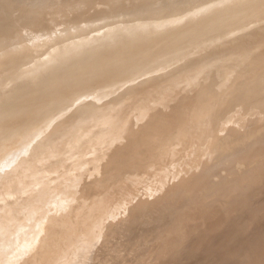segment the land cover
I'll return each instance as SVG.
<instances>
[{"label": "rangeland", "instance_id": "1", "mask_svg": "<svg viewBox=\"0 0 264 264\" xmlns=\"http://www.w3.org/2000/svg\"><path fill=\"white\" fill-rule=\"evenodd\" d=\"M184 1L185 0H121L117 2L115 0L112 1L96 0L91 5L84 7L85 12L83 9L82 15L75 17V18H79V20L84 17H89V19L92 18V21L86 23L85 26L83 27V30L85 29L86 34L82 37V39L84 38L85 41H93L94 38H96L95 40H98V43L96 42L86 43L88 46L93 45V47L90 48V50L95 49L92 51V54L96 53L101 48H105L109 46L110 42L109 39H107L109 37V34L107 32V29L109 27L106 26L110 25L112 21L116 19L119 20V26L127 29L126 36L133 39L137 44V46L134 47V49L130 53L123 54L121 51L116 52L113 55L114 57L108 59L107 61L108 63L107 67L109 70L115 71L114 74H119L126 77L125 81L121 82L123 83V85L118 90L119 93L121 92L119 96L120 98H122L124 104L122 110L125 115L124 116L125 121H123L125 123L122 122L123 127L119 129L111 130L112 132L108 131V134L105 135L104 138L101 137L102 131H100L101 127H99L103 125L102 121H97L98 123L96 124H94L93 122L90 123L89 126L91 124L93 125L90 126L91 129L89 126H86L87 129H85L86 127L83 128L81 127L80 122L82 115L95 112L96 113L95 116H98L100 118L99 120H103L112 115L114 108H111L113 95H110L111 87L106 81L107 75L105 74V71L103 69L105 63L94 62L92 65L87 66L86 55L78 54L77 60L81 63L82 68H77L71 71L70 73L66 74V76L68 75V77L62 82L61 86L59 85V89L64 93V96L67 97V100L71 99V101L65 103L63 108L60 109V111H63L65 114L67 115L69 114V117H67L64 123H62L63 122L62 118L55 120L50 125V127H53L60 123L62 124L54 128L52 132L48 134L49 139H47L49 143L52 145L50 147L48 146L47 149L52 150L53 152L59 150V147L65 146L64 148H61L63 150L57 153V155L54 153H50V151L45 153V157H47L46 155L49 154L50 155L48 157L52 158L54 156L55 159L54 158L51 159L47 157L46 161H49L47 162V164L50 166L52 165L54 169L57 170V167L59 168L58 171L56 170L54 171L55 173L58 174L55 175V173L52 172L53 169L49 168L50 166L42 167L43 165L46 166L45 165L46 162L43 161L45 160V158L42 159L43 161L41 163L42 165L41 164H39L40 166L37 165V167L39 168V169L37 168L38 169L37 171L40 170L39 173L36 171V173L41 175L44 181L46 180L48 182L47 183L45 181L47 183L45 188H49L52 191H56L53 192V196H51L50 198L51 202L49 204H47L44 207H39L36 209L35 216L38 218V221L41 222V225L43 227V230L40 232L39 236L40 238L45 237L46 234H48L50 231L54 229L53 227L55 228L57 227L55 229L56 231L53 230V232L55 231L58 234L56 233L57 234L56 236L54 234L55 232L53 233L55 235L53 236V238L54 237L55 238L53 240L52 245H47L46 248L43 249L42 251L36 249L29 250L26 248L28 244L25 245L21 242L15 244L14 246L10 247L9 249H7V251L3 252L0 255V264H111V261H114L113 258L114 259L116 258L117 260H115L116 262H112V264H117L119 262V258L121 261V257L123 254H125L126 257L127 255L130 257V253H132L130 252L131 246L134 244L136 245L138 244L139 251L136 250V252L139 253L138 256L137 253H135L134 251V253H132L133 255L132 254L131 255L135 257V260L131 256L130 258L131 260L129 258L126 259L128 261L127 262L124 260L125 256L123 255L124 257H122V261L120 262L121 264L123 263L125 264V262H127L128 264H177V263L178 264H244V263L246 264L247 261L244 262L243 260L245 259V257L248 258V255L250 259H252L251 257H253L254 259L256 257L255 255L258 256L254 260L253 259L250 260L248 258L251 262L255 261L256 263L257 261L258 263L261 261L260 264L263 263L264 254H261L262 251L260 250H262L261 248H264V245L263 246L261 245L262 242L264 243V228L262 229V227L264 226L263 225L264 223H262V221L264 220V214L261 217L260 215L258 216L257 214H261V212L264 211V201H263L264 197L260 195L264 193V144H262V142L260 141V137H262L264 141V123L262 122L260 123V121L263 120V118L260 117L264 116L263 115L264 114V51H263L264 47L254 50L253 49L254 39L249 41L248 43L244 42L243 44H241V47H237V48L231 47L232 46L231 44H233V41L235 39L233 36H226L227 37L225 39L226 42L223 41L222 44L221 43L215 44L216 46L212 44L210 41L209 43H207L208 42L207 39L209 40V38L213 35H218L223 33L228 34L230 32L227 31H231L234 28L236 29L238 28L239 29L238 32L241 34H245L246 37L248 38H251L252 36L258 34L259 37L257 39H259L262 43H264V30H262V32H259L260 30L258 29L259 27L261 29L264 28V7L262 6L263 4L262 5L260 4V6H262L261 8H258L259 5L255 6L254 8L253 5L252 7L250 5L248 7L243 6V8L245 7L244 9H246L245 11L241 7V5L242 2H245L247 0H233V1L210 0V3H214L212 5L209 3L208 0H206L207 3L205 2L202 3L201 1L198 0H191V1L189 0L190 3H186ZM186 1L189 2L188 0ZM239 1L240 3H238L239 4L238 7V4L236 3ZM175 4L176 5L179 4L178 8L181 7L182 10H184L185 12L180 10L181 8L180 9L175 8L174 7ZM202 4L204 5L210 4L211 9H208L207 11L204 12H200L203 11L202 9H200V7L204 6ZM230 4L231 6L233 5L232 7H235L237 5L235 8V9L239 8L237 12L239 10L241 12L244 10L246 13L242 12L243 13L242 14L241 12L237 13L234 11L233 13H231V11L235 9H233L230 6ZM191 5L192 6L194 5V8ZM230 7L232 10L229 9ZM170 8L171 11L169 10ZM214 8H217L216 10H218L217 11L218 13H215L216 10H213ZM225 8H227L226 10H231L227 12H230L236 17H234L230 13L227 15L226 14L227 12L225 10H222ZM166 9L170 11L169 12L170 14L173 13L171 15L174 21L173 23L160 15L161 11L165 10L164 12H166L167 11ZM220 9L223 11V15L224 14L226 15L224 16H225V20L228 19L227 22L223 19L224 17L222 16V11L220 14ZM77 10L78 12H81L80 10H82V8L80 7ZM196 10L201 14L196 15L194 13ZM187 11H190V14L189 12L187 13ZM211 11H213L214 15L220 14L219 16L216 15L218 18L214 17L215 19L217 18L216 21L215 19H213V22L215 21L217 22L215 24L219 25L218 27L214 23L212 22H211L212 24L210 23V21H212V19L210 18H213L210 16ZM253 12H255L256 14H254ZM206 13H208L207 18H209L210 21L209 19H207L208 21L202 20L201 17L199 18V20L197 19L199 16H202V14L206 15ZM240 13L242 15H240ZM140 14L142 15L143 18L140 22H138L137 17ZM236 14L237 15L239 14L238 18ZM251 14H254L255 16H253L252 18ZM177 15L180 17H178ZM188 15L191 16L189 17ZM205 15H203L204 17L203 16L202 17L206 19ZM208 15L210 17H208ZM108 16H113V18ZM220 16L223 18H221ZM232 16L235 18V20L233 18L235 24H233ZM99 17H103V20H100ZM219 17L222 20H224L226 23L225 22L221 23ZM192 18L194 19L196 18L195 19L196 23ZM229 18H231L230 21H232V23H229ZM200 20L205 22L201 23ZM198 22L200 23L197 24ZM203 23L205 24L207 23L206 25L204 24L203 27L204 30L207 29L208 31L207 30L204 31L202 28H200V31H198L199 29L197 30L194 29L193 30L194 32L191 30L192 27L199 28L201 24L203 25ZM191 24H193L194 26L192 25L191 27L190 26ZM197 25L199 27H197ZM212 25L213 27H217V29L221 27L220 25H222L223 28L221 27V29L219 28L217 30L213 28ZM154 27L156 29H154ZM104 28H106V31L104 30ZM255 28L258 29L259 31L256 32ZM213 29L216 31H213ZM149 31H153V32L155 31L156 34L144 42L143 38H147L146 33ZM203 31L204 32L207 31L206 32L207 34L204 33ZM198 32H200V34ZM201 32H203V34ZM195 34L196 35L199 34V36L197 35L198 36L197 37ZM82 39H74V40L82 41ZM41 42L45 43L46 42L45 38L41 39ZM200 42L206 43V47L205 44L204 47L208 49L207 52L202 53L199 51H195L196 49H191L189 47L193 45H195L193 47H196L197 45L198 48L202 47L201 45H203V43L201 44ZM210 43L211 46H208L207 48V45H210ZM51 45L52 42L49 45L41 44L34 46V47L40 46L42 49L44 50L46 49V51L43 52V54L36 61L35 64L33 63V65L28 67L29 69L33 67L38 68V65L42 63V58L43 57L46 58L47 54L45 53L49 52V50L52 47ZM221 45H224L225 47L221 48ZM59 46L60 44H58L56 47L58 48ZM41 48L40 50L43 51ZM241 49H245L247 52L250 51L249 52L250 58L255 59L253 60L255 63V65H253V67H255L253 69L254 70L253 74L251 73L245 75L244 71H242L243 69L240 71V68H237L238 66H232L231 62H233V60L236 59L235 56H240L237 54L239 53L238 50ZM148 51L150 52L146 55L153 56V58L150 61H142L140 58L136 56V54L146 53ZM216 52L218 54L217 62L222 66L218 68L213 63V65L207 64L209 66L206 67L205 64L206 61L209 60V58L211 59L212 55H216L215 54ZM181 53H183V55L185 56L186 61L182 63L180 66H177L178 68L173 71L176 76L173 78V81H171L168 84L166 88L167 89L166 93H157L156 90H152V86L156 85V83H159L161 86H163L162 82L163 80L166 79V76H164V72L159 73L158 71H160L159 69L162 68L164 65H167L168 63L158 58L170 57L174 55L175 58L178 59ZM185 53L187 54L185 55ZM121 55L125 57L123 58L121 57ZM114 58H120L123 60L114 61ZM229 60L231 62H229ZM192 61L197 63L198 66L195 63H192ZM198 61L200 62V64L201 63L205 64V66H203L204 64L203 65L201 64V66L203 67L202 70H200L201 67ZM192 64L194 66H192ZM195 67L197 69L199 67V69L195 71L196 69ZM230 67L232 68V73H230L231 72ZM228 68L230 70V71L228 70L229 73L226 72L227 73L226 76L228 78H226L224 74L225 80L221 79L223 78L222 77L223 72L225 73V71ZM202 72L203 74L205 73L206 75L209 74L208 76L210 75L211 76L214 75V76H212L213 78L211 77L208 82L207 79L203 80V78L199 76L197 77V75ZM90 81H99L102 83L98 93L95 91H94L95 93L84 92L85 85ZM179 83H184L185 85L184 84L183 86L182 84L178 85ZM131 84H133V87H127ZM69 85L71 89L66 90L65 87ZM207 85H209V87ZM175 86H177L178 89H176L177 87ZM168 87L170 90L168 89ZM187 87L188 90L186 89ZM184 88L186 90H184ZM173 89L177 90V91L175 90L176 93L174 92ZM211 89L212 91H209ZM222 89L223 91L219 92V90ZM178 90H180L182 93L179 92ZM214 90L217 92H215ZM166 94H168V96H166V98L164 97V99H167L170 94V97L168 98L169 101H166L162 98L163 97L162 95H166ZM158 97L160 99V102H162L163 100L162 103H164V105L169 103L163 107L161 106L160 111L154 108L157 106L156 101L160 103L159 100H157ZM244 98H247L248 101V103L245 104L246 107L245 106L243 107ZM154 100H156L154 103V107H150L151 105L149 103L147 105L149 107H146L142 112L139 113V110L141 109L143 102L144 103H146V101L154 102ZM86 101L90 102V105L84 107ZM95 107H97L98 110H101L100 113L94 110ZM242 108L245 109L243 110ZM72 109H76L77 111V114L74 117L70 116V111ZM131 113H135L136 115H130ZM145 115H149L152 118L163 117L165 118L163 119V121L170 120V122L164 123L163 125L161 124L155 126L153 125L154 123L148 122V118ZM47 117L46 119H48ZM245 120L246 123L248 124L247 128H246L247 124H244ZM218 121H220V123H218ZM243 121L244 123H242ZM38 122L39 123L36 126L38 129H42V127L47 125V123L43 122L42 119ZM239 122L240 125L242 124V126L244 124L245 128L244 126L242 127L243 129L240 128L239 125H237L239 124ZM143 123L145 124V126H143ZM95 125L97 126L95 127ZM231 127L233 128V130H235L234 128H237V132L239 129L240 133L239 132L238 133L241 134L242 136L238 135V133L237 135L239 137L236 136V134H233L231 131L232 129ZM68 129H72L73 130L72 132H78V131L82 133L89 132V134L87 139L85 138L82 139L79 137H75L73 139L64 138L63 135L68 133L67 132ZM227 129H229L231 132L229 130L227 131ZM242 130L243 132H246L248 130L246 132L247 134L243 133ZM116 131L118 133H116ZM197 132L205 133V134L207 133V134L206 135L203 134L204 136L201 134L200 135L197 134V136H201L197 139V144H195L192 147H188V145L185 142L189 141V138L188 139L185 138L184 134L190 133L191 135H195V133ZM109 133H111L110 137H109ZM138 134L140 135L142 134V135L138 136ZM89 137L91 141L88 140ZM233 137L234 139L235 137H237L235 144H232L234 141L232 140ZM81 139L82 141L80 142V144H77V146L71 148V146L75 142L80 141ZM199 140L202 141L200 142ZM228 140H230L232 143L230 144ZM203 141L205 142V144L202 145ZM226 141H228L229 142L228 144H230L229 147H226L227 149L230 148L229 149L230 151L227 154L228 157L230 158H228L227 156L225 157L226 150L223 149L225 148V146H228L226 144ZM44 142H45L44 139L43 140L37 139V142H34L32 146L40 145L43 144ZM198 143H200L201 145ZM99 144H101V146ZM134 145L135 147L136 145H138L137 148L135 149L129 148V146H134ZM196 145L197 147H195ZM235 145L236 147H234ZM148 146L150 147L148 148ZM184 147L185 150H183ZM71 149H72V153L70 151ZM98 149L99 151H102V153L101 152L98 153ZM188 149H190L191 151ZM192 149L194 150V152ZM237 149H239L238 152ZM75 150L76 151L78 150L79 152L77 151L78 153H76ZM207 150L208 152L211 150L209 155H207L208 154ZM222 150H225V153H222L223 152ZM188 151H190V153H188ZM29 152L30 151H28L24 155V157L29 156L32 151L30 153ZM61 153L63 154L58 155ZM52 154L54 155L51 156ZM71 154H73L74 156ZM221 155L224 157V159L225 158L226 159L228 158V160L231 159L230 160L231 162L228 161L229 162L228 164L227 160L226 159L224 160ZM231 155H233V157H231ZM78 156L80 159L77 158ZM192 156L193 157L197 156V157L193 159ZM206 157L208 158V160H206L207 159ZM56 158L59 159L62 162V164H59L58 162L59 160H57ZM209 158H212L213 160L212 159L210 160ZM74 159L77 162L73 161ZM204 160L207 161V164L205 163ZM209 161H212L211 164H213L214 161L215 166L213 167L214 165L213 164L212 167H210L211 169L208 170V172H211L210 170H212L214 172L212 174L216 175L213 176L215 178L208 175L210 174L207 172V168L209 167V163H210ZM50 162L55 164H52ZM69 163L72 164L70 165ZM56 164L57 165L59 164V166H57ZM65 164L66 167H62L65 166ZM73 164L77 165L78 167L76 166L77 167L76 168ZM206 165H208L207 168ZM14 166L16 165H12L11 168H13ZM73 166L75 168H73ZM225 166L228 169H226ZM117 167H119V170ZM83 168H87V170L86 169L83 170ZM45 169L48 170L52 169V171H48ZM76 169L79 170L77 171ZM215 169L216 170L223 169V170L222 171L218 170L221 173V174L219 173L220 175H218V173L217 174L215 173ZM43 170L45 174H43L44 173ZM60 170L61 172H59ZM101 170L103 172H100ZM47 171L50 172L51 174L48 173ZM114 171L116 172L115 174L116 177L117 176L119 177L120 182H118L119 181L118 177L116 180L115 175H113L115 173ZM97 172H100L98 173L99 175L103 173L102 175L104 176L101 175L103 177V178L101 177L102 179L100 178L99 175H97ZM117 172L120 175L123 174V176L120 177V175H117ZM46 174L48 175L47 177ZM83 174H85V176ZM94 174L97 176H95ZM57 175L58 176L60 175V178H62L61 180L60 178L57 177L58 179L61 180V181L59 180L60 183L59 182L56 183L57 178L55 176ZM105 176H107L106 178L108 180L110 179L109 177L111 176L113 180L110 179L109 181H107L106 178L104 179ZM220 176L222 178H220ZM94 177L95 178L99 177L98 179L100 181L98 179L96 180ZM93 178L94 180H96L95 182L97 184L95 182L93 183L94 180L91 181V179ZM241 178L243 179L241 185L244 186V192L242 194L243 196L248 194V196L250 197L248 198L247 201L246 199L244 200L243 202L245 203L244 206L242 205L243 203L237 204L239 203L237 202L239 201L238 198L242 202L240 198V192L237 193V196L236 193L234 192L237 190ZM65 180L66 181L71 180L72 182L70 181L65 182ZM88 180L91 182H88ZM101 180L105 182L106 185H104L101 182ZM51 181H55V182L51 183ZM84 182L89 183V184L85 183V188L86 187L91 188L89 186L95 184L93 186L94 188H91L92 192L88 191L89 190L88 188H86L87 190L84 188L83 186L84 184H82ZM98 182L102 186H104L105 191L101 185H100L101 187L100 186L98 187L99 185ZM61 183H63L62 185L66 186V188L69 189L70 191L66 190V188L65 189L61 187L59 188V185ZM126 183L130 187L124 186L127 185ZM131 183L132 185H130ZM172 184L173 186H171ZM153 185L157 188H154ZM79 186H83V187L78 188ZM137 187L139 190L137 189ZM82 188L83 190L85 189L84 190L85 192L84 191L80 192ZM132 188L134 189L132 190ZM123 189H127L128 192L127 190H123ZM35 190L41 192L44 190V188L38 186V188L37 189L35 188ZM74 190H76L77 192ZM93 190H95V192ZM100 191L102 192L100 193ZM66 192H70V194H73V197L72 195ZM83 192L84 194L82 195ZM105 192L107 194L104 195ZM85 193L88 196H86ZM133 193L134 194L137 193L135 194L136 196L132 195ZM138 194H142L143 196L140 195V198H137L139 197ZM232 195L235 196L233 197ZM258 195L261 198L258 197ZM252 196L256 198L251 199L253 198ZM29 197H31V195L29 196L28 193L26 194L20 193L18 195H14L12 199H9L8 201L2 203L1 208H3V206L5 205L6 206L4 208L6 207L11 209L15 207H19L20 209L27 208L28 204L26 203L18 204V202L29 200ZM232 197L233 199L236 198L234 200L235 203H233L234 201L231 202L233 200ZM245 197L247 198V196ZM71 199H72V203L70 201ZM74 199L75 202H73ZM98 199L100 200L98 201ZM257 199H258L257 202H259L260 199H261L260 201H262L259 203V205H256L258 204L257 202L256 204L253 202L254 200L256 201ZM79 200L81 202L83 201L82 202L83 205ZM249 202L251 204L253 202V204L251 205ZM133 203L135 210L138 209L136 214L133 207ZM248 204L249 206L251 205V207H249L251 208L250 211L253 210L254 206L256 208L258 207L256 210L252 211V214L254 212L252 218L254 221L251 220L250 222H253V224H256V222H258L257 223L258 225L257 224L256 225L258 226L259 230H256L255 228L256 225L253 226L252 223L251 225L249 223L251 217L250 215L252 214L249 215L246 213V209L248 210L247 208ZM81 205H82V209L80 207ZM221 205L222 207H220ZM65 206H66V210L70 208V206H75L78 209L73 207L74 212L70 213L72 207L66 211ZM233 206H237V209L238 207L242 206L243 208H245V210L243 209L241 212V210L239 209L240 211L239 212L237 211L236 207H234L236 209L235 210ZM230 207L231 209L233 208V210H229ZM242 207L240 208L242 209ZM188 208H190V210ZM75 209L79 210L78 211L79 213H77ZM113 210L114 212L116 211V213L117 211H120L121 213L119 212L118 214H115ZM128 210L129 211L134 210V212L131 213L128 212ZM231 211L233 212L231 213ZM243 211L244 214L242 215L241 213H243ZM89 212L91 214H89ZM234 213L236 216L239 215L238 218L234 215L237 218V221L233 217ZM81 214L85 215V216L83 215L84 218H81L82 217ZM76 215L78 216L81 215V216L76 217ZM88 215H90L91 217H89ZM241 215L243 217L245 216V218H243ZM247 215H249V218L247 217ZM72 216L75 218V220L73 219ZM240 216L242 218H240ZM85 217L88 218L86 219L87 222L85 220ZM114 218H116L115 221H117V223L115 224H113L115 222ZM255 218L257 221L255 220ZM231 220L233 222H231ZM2 222L3 223L0 224L2 228L6 229V231L11 229L10 227L12 226L10 225V223H7L6 221H2ZM54 222L56 225H54ZM81 222L84 224H82ZM64 223H66L67 227L68 224H70L69 226H71L72 231L73 230L74 231L73 232L69 231L71 230V228L69 227L67 229V227L65 226L66 227L65 228L63 226ZM11 224H13V222H11ZM259 225H263V226L259 227ZM59 226L60 228H62L63 226L62 229L64 231L61 229L59 230ZM62 231L64 233L65 232L69 233L67 235L65 233L66 235L65 237L68 238V241L66 240V238H64L63 236L64 233H62ZM85 232L87 233V236H89V238L86 236ZM249 232L252 233L251 235L254 234L253 239L257 240L258 242L262 241L261 244L259 243L260 247L262 246L260 250H258L259 248L257 249V247H259L258 242L252 239L253 236H250ZM247 234L249 236L247 239H245L247 237ZM256 234L257 237H255ZM27 236L28 233H24V234H20L18 238H25ZM249 237H251V239L255 242V245L251 244V246L252 247L257 246L255 249H257L258 253H260L263 256L262 258L260 255H258L255 252L256 250L253 249L251 246L249 247H251L255 251L251 252L250 254L251 248L248 247L249 244L246 246L248 241L249 243L252 242L250 241L251 239ZM14 238L15 236L10 234L7 241H12ZM56 238L60 240L61 238H63L65 242L61 243L62 245L64 244L63 246L61 245L62 247L59 245L60 240ZM258 238H260L259 239L260 241L258 240ZM261 238L263 240H261ZM85 239L86 241H83ZM63 240H61V242H63ZM225 240L227 242V245H225L226 243L224 244ZM54 241L57 244L59 243L58 245L60 247L58 249L56 248L58 247V245L56 246V243ZM155 243H156L155 246L156 250H154V245H153ZM141 244L144 245L145 250L147 249V247L148 248L151 247L153 249L151 250L148 249L149 251L146 250L148 253L146 252L144 253L145 250L144 247L142 248L140 246ZM81 246L85 247V249H83L84 252L81 255V257L80 256L73 257L74 251L76 249H79ZM157 246L158 248H156ZM135 247L137 249V246H133L132 249L135 250ZM141 248L143 249L141 254L142 253L144 254H142V256L139 257ZM248 249L249 251H247ZM59 250L60 253H58ZM168 250L169 253L166 252ZM235 251L237 255L234 253ZM244 251L249 252V254ZM232 253H234L235 255ZM243 253H245L244 254L245 257L243 256ZM262 253H264V251ZM166 256L170 258H166ZM166 259H168L167 262ZM258 259L260 261H258Z\"/></svg>", "mask_w": 264, "mask_h": 264}, {"label": "bare ground", "instance_id": "2", "mask_svg": "<svg viewBox=\"0 0 264 264\" xmlns=\"http://www.w3.org/2000/svg\"><path fill=\"white\" fill-rule=\"evenodd\" d=\"M94 1H96V0H0V224H2L3 222L2 221H6L7 223H10V225L12 226V227H10L11 229H9V230H7L6 231V229H4V228H2L1 226H0V255L3 253V252H5V251H7V249H9L10 247H12V246H14L15 244H17V243H19V242H21V243H23V244H28V246H26V248L27 249H29V250H32V249H36V250H43V249H45L46 248V246L47 245H52V243H53V240H54V238H53V236H57V232H55L56 230V228L55 227H53L54 229L53 230H55L54 232H53V230H52V228H51V230L52 231H50L48 234H46L45 235V237H43V238H40V232L43 230V227H42V225H41V222H39L38 221V218L35 216L36 215V209L37 208H39V207H44V206H46L47 204H49L51 201H50V198H51V196H53V192H56V191H52L51 189H49V188H45V186H46V184L48 183L46 180V182L44 181V179H42V177H41V175L40 174H38L39 173V171H37L39 168L37 167V165L38 166H40L39 164H41L43 161H45L46 162V166H42V167H48V166H50V165H48L47 164V162H49V161H46V158L50 155L49 153V155H46L47 157H45V153H47L48 151H50V153H54V154H56L57 155V153H59L61 150H63V149H61V148H64V147H59V150H57V151H55V152H53L52 150H49V149H47V147L49 146H52L50 143H49V141L47 140V139H49L48 138V134L49 133H51L52 132V130L54 129V128H56V127H58V126H60L62 123H64V121L67 119V117H69V114L67 115V114H65L63 111H60V109H62L63 108V106L65 105V103H68L69 101H71V99H68L67 100V97L66 96H64V93L59 89V85L61 86V84H62V82L68 77V75L66 76V74H68V73H70L71 71H73V70H75V69H77V68H82V65H81V63L77 60V55L78 54H85L86 55V62H87V66H90V65H92L94 62H104L105 64H104V67H103V69H104V71H105V74L107 75V79H106V81H107V83L110 85V87H111V89H110V95H113V101H112V104H111V108H114L113 109V112H112V115L110 116V117H108V118H105V119H103V120H99L100 118L98 117V116H95L96 115V113L95 112H91V113H88V114H84V115H82L81 116V122H80V125H81V127L83 128V127H86V126H89V124L90 123H94V124H96V123H98L97 121H102V123H103V125L102 126H99V127H101L100 128V131H102V134H101V137H105V135H107L108 134V131H111V130H116V129H119V128H121V127H123V123H125V122H123V121H125V118H124V112H123V110H122V107H124V104H123V101H122V98H120V96H119V94L121 93H119L118 92V90L120 89V87L123 85V83H121L122 81H125V79H126V77L125 76H123V75H119V74H114L115 73V71H113V70H109L108 69V63H107V61H108V59H110V58H113L114 56V54L116 53V52H119V51H121L123 54H125V53H130L133 49H134V47H136L137 46V44H136V42L133 40V39H131L130 37H128V36H126V34H127V29L126 28H124V27H121V26H119V20L118 19H116V20H113L112 21V23L110 24V25H108V26H106V27H109L108 29H107V32H108V34H109V37L107 38V39H109V42H110V44H109V46L108 47H105V48H101V49H99L96 53H93L92 54V51L93 50H95V49H93V50H90V48H92L93 47V45L92 46H88L86 43H90V42H96V43H98V40H95L96 38H94L93 39V41H85V39L83 38L82 39V37L86 34V31H85V29L83 30V27L85 26V24L86 23H88V22H90V21H92V18H90L89 19V17H84V18H81L80 20H79V18H75V17H77V16H79V15H82L83 14V9H84V7L85 6H89V5H91ZM112 1V0H111ZM115 1H117V2H119V1H121V0H115ZM189 1V0H188ZM191 1V0H190ZM190 1L189 2H187L186 0L184 1V2H186V3H190ZM198 1H201L202 3H207V1L206 0H198ZM209 1V3H210V0H208ZM219 1H222V0H219ZM219 1H217V2H219ZM233 1V0H232ZM192 3V2H191ZM216 3V2H215ZM233 3V2H232ZM238 3H240V1L239 2H237L236 4H238ZM181 4V3H180ZM193 4V3H192ZM201 4V3H200ZM199 4V5H200ZM211 5L212 4H214V3H210ZM210 4H207V5H204V4H202V5H204L203 7H200V9H202L203 11H200V12H204V11H207L208 9H211V5ZM235 4V5H236ZM244 4V5H243ZM260 4L264 7V0H247V1H245V2H242V5H241V7L243 8V6H251L252 7V5H253V8L255 7V6H257V5H259V7L258 8H261L262 6H260ZM194 5H196V4H194ZM194 5L192 6L193 8H194ZM229 6V5H228ZM230 6H231V4H230ZM233 6V5H232ZM231 6V7H232ZM237 6V5H236ZM236 6L235 7H232L233 9H235L236 8ZM82 8V10H80L81 12H78V8ZM174 7L175 8H178L179 7V4H175L174 5ZM183 7V6H182ZM189 7V6H188ZM231 7L229 8V9H231ZM238 7H239V4H238ZM240 7V8H241ZM244 7V8H245ZM96 8V7H95ZM99 8V7H98ZM181 8V7H180ZM180 8H178V9H180ZM184 8V7H183ZM228 8V7H227ZM227 8H225V9H222V10H225L226 12L227 11H231V10H226ZM243 8V9H244ZM257 8V9H258ZM86 9H88V8H86ZM93 9V8H92ZM185 9H186V6H185ZM217 8H214L213 10H216ZM239 9V8H238ZM238 9H235V10H232L231 11V13H233V11L234 12H237V10ZM167 10V9H166ZM170 11H171V8L169 9ZM169 10H167L166 12H164V11H161V16L162 17H164V18H166L168 21H170V22H174L173 21V18L171 17V15L173 14H170L169 12ZM175 10V9H174ZM180 10H182V8L180 9ZM193 10V9H192ZM192 10H190V11H192ZM221 9H220V14H221V11H222ZM245 11H246V9H244ZM242 11L243 13H246L245 11ZM248 10V9H247ZM76 11V12H75ZM177 11V10H176ZM183 12H185L184 10H182ZM190 11H187V13L189 12V14H190ZM218 10H216V12L215 13H218L217 12ZM84 12H85V9H84ZM175 12V11H174ZM200 12H197V10L194 12L196 15H199V14H201ZM225 12V13H226ZM238 12H241L240 10L238 11ZM237 12V13H238ZM241 12V13H242ZM208 13H210V12H208ZM208 13H206V15L205 14H202V16L203 15H205V17H206V19L205 18H203L202 16H199L197 19L199 20V18L201 17L202 18V20H207V19H209V18H207V14ZM230 12H227L226 14L228 15ZM230 13V14H231ZM240 13V15H242ZM250 13V12H249ZM254 14H256L255 12H253ZM211 14V15H210ZM209 15L211 16V17H213V18H210V19H212V21H210V19H209V21H210V23L212 22V23H217V22H215L216 20H217V16H219V15H217V14H215L214 15V13H213V11H211V13H210ZM235 14V13H234ZM254 14H251L252 15V18H253V16H255ZM208 15V17H210ZM214 15V16H213ZM217 15V16H216ZM225 15V14H224ZM223 15V11H222V16L224 17H221V18H223L224 20H225V16ZM231 15H233V14H231ZM237 15V14H236ZM239 15V14H238ZM238 15H237V18H238ZM178 16V15H177ZM189 16V15H188ZM191 16V15H190ZM189 16V17H190ZM230 16V15H229ZM234 17H236L235 15H233ZM232 16V21H233V17ZM108 17H112L113 18V16H108ZM137 17V16H136ZM178 17H180V16H178ZM182 17V16H181ZM214 17H217L216 19L214 18ZM219 17V18H220ZM258 17V16H257ZM95 18H97V17H95ZM142 15L140 14L138 17H137V21L138 22H140L141 20H142ZM183 18V17H182ZM186 18H187V15H186ZM220 18V20H221V23H223V22H227V20L228 19H226L225 21L224 20H222ZM226 18H228V17H226ZM99 19L100 20H103V17H99ZM175 19H177V18H175ZM192 19H194V18H192ZM196 19V18H195ZM194 19V21H195V23H196V20ZM213 19H215V21L213 22ZM230 19L231 18H229V23H232V21H230ZM182 20V19H181ZM234 20H235V18H234ZM84 21V22H83ZM176 21H178V20H176ZM201 21V20H200ZM208 21V20H207ZM206 21V22H207ZM81 22H82V24H81ZM187 22V21H186ZM192 22V21H191ZM202 22H205V21H201V23ZM218 22H220V21H218ZM225 22V23H226ZM254 22V21H253ZM263 22V21H262ZM188 23H189V21H188ZM194 23V22H193ZM194 23V24H195ZM200 22H198L197 24H199ZM208 23V22H207ZM206 23V24H207ZM211 23V24H212ZM221 23H218V24H221ZM204 24L205 23H203V25L201 24L200 25V27L197 25V27H199V28H193L192 27V25L193 24H191L190 26L193 28H191L190 26V28H191V30L193 31L194 29L195 30H197V29H199L198 31H200V28H202L203 30H204ZM205 24V25H206ZM211 24H209V25H211ZM233 24H235L234 23V21H233ZM208 25V26H209ZM217 27L219 26V25H217V24H215ZM194 26V25H193ZM207 26V27H208ZM221 27H222V25H220ZM231 26V25H230ZM252 26H253V24H252ZM212 27H213V25H212ZM212 27H211V30H212ZM217 27H213V28H215V29H217ZM221 27H219L220 29H221ZM259 27V26H258ZM218 28V29H219ZM223 28V27H222ZM239 28H241V27H239ZM257 28V27H256ZM255 28V31L256 32H258L259 30V32H262V30H264V28H258V29H256ZM154 29H156L155 27H154ZM209 29V28H208ZM217 29V30H218ZM104 30L106 31V28H104ZM190 30V31H191ZM205 30H207V29H205ZM204 30V31H205ZM238 28L236 29V28H234V29H232L231 31H227V32H230V33H223V34H218V35H213V36H211L210 38H209V40L207 39V43H209V41L212 43V44H219V43H223V41L224 42H226L225 41V39L227 38L226 36H233L235 39H234V41H233V44H231L232 46L231 47H235V48H237V47H241V44H243L244 42L245 43H248L249 41H251V40H253V49L255 50V49H259V48H261V47H264V43H262L259 39H257L258 37H259V35L258 34H256V35H254V36H252L251 38H248V37H246V35L245 34H241V33H239L238 32ZM189 31V30H188ZM191 31V32H192ZM203 31V32H204ZM208 31V30H207ZM206 31V32H207ZM213 31H216V30H214L213 29ZM194 32V31H193ZM192 32V33H193ZM203 32H201L202 34H203ZM206 32H204V33H206ZM255 32V33H256ZM196 33V32H195ZM199 34H200V32H198ZM156 33H155V31L153 32V31H149V32H147L146 33V37L147 38H143V40H144V42L145 41H147L150 37H152V36H154ZM199 34H197L198 36H199ZM207 34V33H206ZM196 35V34H195ZM196 35V36H197ZM193 36V35H192ZM197 36V37H198ZM201 37V36H200ZM43 38H45V40H46V42L45 43H42L41 42V39H43ZM74 39H82V41H76V40H74ZM192 39H193V37H192ZM196 39V38H195ZM52 42V47H51V49L49 50V52L47 53H45V54H47L46 55V58H42V63H40L39 65H38V68H36V67H33V68H28V67H30L31 65H33V63L35 64L36 63V61L41 57V55L43 54V52H45L46 51V49L44 50V49H42L40 46H36V47H34L35 45H41V44H43V45H49L50 43ZM206 42V41H205ZM201 43V42H200ZM203 43V42H202ZM201 43V44H202ZM211 43H210V45H207V48H208V46H211ZM35 44V45H34ZM58 44H60V46L57 48L56 46L58 45ZM199 44V43H198ZM204 44H205V47H206V43H203V45H201L202 47H204ZM229 45V44H228ZM193 46H195V45H193ZM193 46H189L191 49H196L195 51H199V52H202V53H205V52H207L208 51V49H206L205 47L204 48H202V47H193ZM213 46V45H212ZM216 46V45H215ZM214 47V46H213ZM222 47H225L224 45H221V48ZM40 48L43 50V51H41L40 50ZM215 48V47H214ZM210 49V48H209ZM252 50V49H251ZM150 51H151V49H150ZM150 51H148V52H146V53H139V54H136V56L138 57V58H140L142 61H150L152 58H153V56H148V55H146V54H148ZM239 51V53L237 54V55H240V56H235V58L236 59H234L233 60V57H232V60H233V62H231L230 60H229V62H231L232 63V66H238L237 68H240V71L242 70V71H244V74L245 75H248V74H253L254 72V68L255 67H253V65H255V63H254V61L253 60H255L254 58H250V51L249 52H247L245 49H241V50H238ZM263 51H264V48H263ZM187 52V51H186ZM254 53V52H253ZM257 53H258V51H257ZM187 53H185V55H186ZM216 55H212L211 56V59L209 58V60H207V61H210V62H207L206 61V67L207 66H209L210 64L211 65H213V63H214V65H216L218 68L220 67V66H222L221 64H219L218 62H217V59H218V54H217V52L215 53ZM210 55V54H209ZM260 55V54H259ZM252 56V55H251ZM257 56V55H256ZM121 57H125V56H123V55H121ZM75 58V59H74ZM158 59H160V60H163L164 62H167L168 64L167 65H164L162 68H160L159 70L160 71H158L159 73H163L164 72V76H166V79L165 80H163V82L162 81H160V82H162L163 83V86H161L159 83H156V85H154V86H152V90H156V92L157 93H166V88H167V86H168V84L171 82V81H173V78L176 76L175 74H174V70L175 69H177L178 67L177 66H180L182 63H184L185 61H186V58H185V56L183 55V53H181V55L178 57V59H176L175 58V56L174 55H172V56H170V57H159ZM207 59H208V57H207ZM118 60H123V59H120V58H114V61H118ZM199 60V59H198ZM256 60H257V57H256ZM203 61H204V59H203ZM228 61V60H227ZM191 62V61H190ZM192 63H195V62H193L192 61ZM198 63H199V65H200V70H202L203 69V67L201 66V64H200V62L198 61ZM196 65H197V63H195ZM204 64V63H203ZM202 64V65H203ZM205 64L203 65V66H205ZM207 64H209V65H207ZM227 65V64H226ZM192 66H194L193 64H192ZM198 66V65H197ZM196 66V67H197ZM195 67V68H196ZM231 68V67H230ZM235 68V67H234ZM233 68V69H234ZM198 69H199V67H198ZM197 68L195 69V71L196 70H198ZM228 70H229V68L225 71V73L223 72V74H222V77L223 78H221V79H223V80H225V77H224V74H225V76H226V72H228ZM238 70V69H237ZM230 71V70H229ZM166 72V73H165ZM212 72V71H211ZM217 72V71H216ZM208 73V72H207ZM229 73V72H228ZM230 73H232V68H231V72ZM70 75V74H69ZM163 75V74H162ZM205 73L203 74V72L202 73H200V74H198L197 75V77L199 76V77H201V78H203V80H205V79H207L208 80V82H209V80H210V78L212 77V76H214V75H210V76H208V75H206V77H205ZM229 75V74H228ZM66 76V77H65ZM208 76V77H207ZM149 77H152V76H149ZM197 77H195V78H197ZM213 78V77H212ZM226 78H228L227 76H226ZM199 80V79H198ZM217 80V79H216ZM215 80V81H216ZM228 80V79H227ZM217 83V82H216ZM101 82H99V81H90V82H88L86 85H85V89H84V92H88V93H90V92H97L98 93V91L100 90V87H101ZM182 84V86H183V84L184 83H179L178 85H181ZM208 84V83H207ZM229 84V83H228ZM177 85V84H176ZM185 85V84H184ZM189 85H190V83H189ZM212 85V84H211ZM187 86V85H186ZM186 86H184V87H186ZM208 87H209V85H207ZM213 86V85H212ZM127 87H133V84H131V85H129V86H127ZM175 87H177V86H175ZM188 87H190V86H188ZM188 87L186 88L187 90H188ZM181 88V87H180ZM216 88V87H215ZM226 88V87H225ZM65 89L66 90H70L71 89V87H70V85L69 86H67V87H65ZM168 89H169V87H168ZM176 89H178V87L176 88ZM175 89V90H176ZM185 88H184V90H186ZM198 89V88H197ZM212 89H214V88H212ZM212 89L211 90H209V91H212ZM170 90V89H169ZM168 90V91H169ZM174 90V89H173ZM173 90H172V92H173ZM174 90V92L176 93V91ZM179 92H181L180 90H178ZM182 91H183V88H182ZM215 91V90H214ZM217 91H218V89H217ZM217 91H215V92H217ZM223 91V89L222 90H219V92H222ZM94 92V93H95ZM171 92V93H172ZM218 92V93H219ZM182 93V92H181ZM163 96V97H162ZM162 96H160V97H162L163 99H164V97L166 98V96H168V94H166V95H162ZM169 97H170V94H169ZM168 97V98H169ZM134 98V97H133ZM167 98V99H168ZM157 99V98H156ZM167 99H164V100H166V101H169V99L167 100ZM157 100H159V102H160V99H159V97H158V99ZM155 101L156 100H154V102L153 101H146V103H144L143 102V104H142V107H141V109L139 110V113L140 112H142L146 107H149V106H147L149 103H150V107H154V103H155ZM157 103H158V101H156ZM162 102H163V100H162ZM162 102H160V103H156V107H154V108H156L157 110H161V106L163 107V106H165V105H167V104H169V103H167V104H165L164 105V103H162ZM243 107L245 106V104H247L248 103V101H247V98H244V100H243ZM153 104V105H152ZM88 105H90V102H88V101H86L85 102V104H84V107L85 106H88ZM246 107V106H245ZM243 110L245 109V108H242ZM94 110L95 111H98L99 113H100V111L101 110H98L97 109V107H95L94 108ZM138 113V114H139ZM77 114V111H76V109H72L71 111H70V116L71 117H74L75 115ZM47 115H48V117H47ZM130 115H136L135 113H131ZM225 115V114H224ZM264 115V114H263ZM147 118H148V122H152V123H154L153 125H163L164 123H169L170 122V120H168V121H163V119H165V118H163V117H157V118H152L151 116H149V115H145ZM223 116V115H222ZM46 117L48 118V119H46ZM60 118H62L63 119V122L62 123H60V124H57V125H55V126H53V127H50V125L55 121V120H58V119H60ZM260 118H263V120H261V119H259V120H261L260 121V123L262 122V123H264V116L263 117H260ZM42 119V121L43 122H45V123H47V125L46 126H44V127H42V129H38L36 126H37V124L39 123L38 121H40ZM244 119V118H243ZM123 122V123H122ZM218 123H220V121H218ZM242 123H244V121L242 122ZM88 124V125H87ZM244 124H247L246 123V120H245V123ZM243 124V126H244V128H245V125ZM237 125H239V127L240 128H242L243 126H242V124L240 125V122H239V124H237ZM90 126H93L92 124L90 125ZM89 126V127H90ZM97 125H95V127H96ZM143 126H145V124L143 123ZM248 127V124L246 125V128ZM232 128V127H231ZM230 128V129H231ZM85 129H87V127L85 128ZM90 129H91V127H90ZM140 129V128H139ZM235 130H236V133H235V130H233V128L231 129V131H232V133L233 134H236V136H238V135H241V134H239L240 133V131H239V129H238V132H237V128H234ZM243 129V128H242ZM126 130V129H125ZM124 130V131H125ZM229 129H227V131H228ZM245 130V129H244ZM73 130L72 129H68V133H66L65 135H63V137L64 138H75V137H79V138H85V139H87V137H88V134H89V132L88 133H82V132H72ZM85 131V130H84ZM119 131V130H118ZM123 131V132H124ZM230 131V130H229ZM230 131V132H231ZM234 131V132H233ZM248 131V130H247ZM246 131V132H247ZM112 132V131H111ZM115 132V131H114ZM242 132H243V130H242ZM246 132H243V133H246ZM116 133H118L117 131H116ZM229 133V132H228ZM232 133H231V135H232ZM237 133H238V135H237ZM110 134L111 133H109V137H110ZM114 134V133H113ZM142 134H143V132H142ZM141 134V135H142ZM197 134L198 135H206L205 133H200V132H197V133H195V135H191L190 133H186V134H184V137L185 138H189V141H187V142H185L187 145H188V147H192V146H194L195 144H197V139L199 138V137H201V136H197ZM247 134V133H246ZM246 134H244V135H246ZM116 135V134H115ZM140 134H138V136H141ZM203 135V136H204ZM209 135V134H208ZM226 135H228V134H226ZM230 135V134H229ZM242 136V135H241ZM226 137V136H225ZM224 137V138H225ZM239 137V136H238ZM203 138V137H202ZM205 138V137H204ZM206 138H207V136H206ZM237 137H235V139H234V137L232 138V140H234L233 141V143L230 141V140H228L229 142H230V144L232 143V144H235V142H236V139ZM37 139H40V140H43L44 139V143L43 144H40V145H35V146H32L33 145V143L34 142H37ZM82 139L80 140V141H77V142H75L72 146H71V148L72 147H75V146H77V144H80V142L82 141ZM88 140H90L91 141V139H90V137L88 138ZM224 140H226V139H224ZM200 141V140H199ZM202 141V140H201ZM200 141V142H201ZM228 141H226V144L228 145V146H225V148H223V149H225L226 150V153H225V150H222L221 152L222 153H225V157L227 156L228 157V152L230 151L229 149L230 148H226V147H229L230 146V144H228L229 142ZM260 141L262 142V144H264V141H263V138L262 137H260ZM89 143V142H88ZM91 143V142H90ZM198 144H200V143H198ZM203 144H205V142L203 141L202 142V145ZM100 146H101V144H99ZM105 145V144H104ZM171 145V144H170ZM201 145V144H200ZM199 145V146H200ZM83 146V145H82ZM86 146H89V145H86ZM91 146V145H90ZM137 146L138 145H136V147H135V145L134 146H129V148L130 149H135V148H137ZM206 146H207V144H206ZM150 146H148V148H149ZM183 147V146H182ZM195 147H197V145L195 146ZM194 147V148H195ZM234 147H236V145L234 146ZM90 148V147H89ZM127 148H128V145H127ZM77 149V148H76ZM95 149H96V147H95ZM191 149V148H190ZM190 149H188V150H190ZM209 149V148H208ZM232 149H234V148H232ZM101 150V149H100ZM125 150V149H124ZM183 150H185V147L183 148ZM186 150H187V147H186ZM193 150V149H192ZM238 150L239 149H237V152H238ZM28 151H32L31 152V154L29 155V156H27V157H24V155L28 152ZM52 151V152H51ZM71 151V153H72V149L70 150ZM74 151V150H73ZM76 151V150H75ZM78 151V150H77ZM76 151V153H78L79 151H80V149H79V151L77 152ZM191 151V150H190ZM190 151H188V153H190ZM197 151H198V149H197ZM206 151V150H205ZM211 151V150H210ZM210 151L208 152V150H207V152H208V154L207 155H209V153H210ZM235 151V150H234ZM234 151H232V152H234ZM29 152V153H30ZM102 153V151H99V149H98V153ZM104 152V151H103ZM193 152H194V150H193ZM63 153H65V152H63ZM63 153H61V154H58V155H62ZM199 153V152H198ZM198 153H196V154H198ZM54 154H52L51 156H53ZM73 154H74V152H73ZM73 154H71V155H73ZM96 154V153H95ZM194 154V153H193ZM234 154V153H233ZM55 155V156H56ZM70 155V156H71ZM74 156V155H73ZM72 156V157H73ZM222 156V155H221ZM229 156H230V154H229ZM195 157H197V156H195ZM195 157H193L192 156V158L194 159ZM207 157H209V156H207ZM206 157V158H207ZM231 157H233V155H231ZM45 158V160H43L42 161V159H44ZM48 158H51V157H48ZM52 158H54V156L52 157ZM51 158V159H52ZM61 158V157H60ZM67 158H68V156H67ZM74 158H76V157H74ZM78 159H80L79 158V156L77 157ZM190 158V157H189ZM205 158V159H206ZM222 158L224 159V157L222 156ZM228 158H230V157H228ZM228 158L226 159L227 160V163L229 164V162L228 161H230L231 159H229L228 160ZM55 159V158H54ZM57 159V158H56ZM64 159V158H63ZM62 159V160H63ZM191 159V158H190ZM210 160L212 159V158H209ZM224 159V160H225ZM48 160V159H47ZM57 160H59V159H57ZM56 160V161H57ZM82 160V159H81ZM206 160H208V158L206 159ZM213 160V159H212ZM52 161V160H51ZM55 161V162H56ZM73 161H75V159L73 160ZM205 161V160H204ZM54 162V161H53ZM59 162V164H62V162L59 160L58 161ZM61 162V163H60ZM66 162H67V160H66ZM75 162H77V161H75ZM84 162V161H83ZM210 163H209V167H208V165H206V168H207V172H208V170L209 169H211L210 167H212V165L214 164V161H213V164H211V162L212 161H209ZM231 162V161H230ZM50 163H52V162H50ZM73 163V162H72ZM72 163H69L70 165L72 164ZM82 163V162H81ZM80 163V164H81ZM85 163V162H84ZM205 163L207 164V161H205ZM226 163V164H227ZM235 163V162H234ZM52 164H55V163H52ZM59 164L57 165V166H59ZM63 164H64V162H63ZM67 164V163H66ZM66 164H65V166H62V165H60V166H62V167H66ZM12 165H16V166H14L13 168H11L12 167ZM42 165V164H41ZM70 165H69V167H70ZM74 165V164H73ZM83 165V164H82ZM232 165V164H231ZM55 166V165H54ZM75 167L77 166V165H74ZM73 166V168H75ZM85 166V165H84ZM169 166V165H168ZM215 166V164L213 165V167ZM68 167V166H67ZM78 167V166H77ZM76 167V168H77ZM80 167V166H79ZM83 167V166H82ZM217 167V166H216ZM224 167V166H223ZM223 167H221V168H223ZM7 168H10V169H7ZM38 168V169H37ZM49 168H52L53 169V171H52V169L51 170H48ZM48 169H45V170H48V171H52V172H54L56 169H54V167H52V165L49 167ZM73 168H71V169H73ZM118 168V170H119V167H117ZM225 168L226 169H228L226 166H225ZM232 168V167H231ZM41 169V168H40ZM43 169V168H42ZM58 167H57V170L56 171H58ZM60 169H61V167H60ZM62 169H64V168H62ZM69 169V168H68ZM84 169H86L87 170V168H83V170ZM213 169V168H212ZM230 169V168H229ZM77 170V169H76ZM79 170V169H78ZM77 170V171H78ZM113 170H115V169H113ZM118 170H116V171H118ZM160 170V169H159ZM219 171L221 170V169H218ZM218 170H216L215 169V173L217 174L218 173V175H220L221 173L218 171ZM223 170V169H222ZM221 170V171H222ZM36 171L38 172V173H36ZM47 171V172H48ZM75 171V170H74ZM89 171V170H88ZM211 172H208V173H210V174H208L209 176H216V175H214V174H212V173H214L212 170H210ZM217 171V172H216ZM43 172H44V170H43ZM46 172V173H47ZM59 172H61V170L59 171ZM85 172H87V171H85ZM100 172H103L102 170L100 171ZM100 172H97V175H99L98 173H100ZM115 172V171H114ZM120 172V171H119ZM226 172H227V170H226ZM41 173H42V171H41ZM48 173H50V172H48ZM47 173V174H48ZM55 173V172H54ZM54 173H52V174H54ZM89 173H91V172H89ZM95 173H96V171H95ZM113 173V172H112ZM124 173V172H123ZM175 173H177V172H175ZM179 173V172H178ZM220 173V174H219ZM43 174H45V172L43 173ZM46 174V177L49 175H47ZM51 174V173H50ZM56 174H58V173H55V175ZM59 174H61V173H59ZM63 174V173H62ZM86 174V173H85ZM85 174H83L84 176H85ZM103 173H101L99 176H100V178L102 177V176H104V175H102ZM116 174V172L113 174V175H115ZM212 174V175H211ZM82 175V174H81ZM81 175H80V177H81ZM95 175V174H94ZM97 175H95V176H97ZM102 175V176H101ZM117 175H120L118 172H117ZM159 175V174H158ZM178 175V174H177ZM183 175V174H182ZM217 175V176H218ZM51 176V175H50ZM50 176H49V178H50ZM54 176V175H53ZM64 176V175H63ZM91 176V175H90ZM121 176H123V174H121L120 175V177ZM179 176V175H178ZM225 176V175H224ZM52 177V176H51ZM56 178L58 177V178H60V175L58 176H55ZM78 177V176H77ZM107 176H105L104 177V179L106 178ZM115 177H116V175H115ZM118 177V176H117ZM117 177H116V180H117ZM161 177V176H160ZM180 177V176H179ZM211 177V178H212ZM57 178V180H56V183L57 182H59V180L61 179L62 180V178H60V179H58ZM85 178V177H84ZM84 178H82V179H84ZM95 178V177H94ZM94 178L93 179H91V181H93L94 180ZM99 177H97V178H95L96 180L98 179ZM103 178V177H102ZM101 178V179H102ZM110 179H112V177L110 176L109 177ZM114 178V177H113ZM151 178V177H150ZM163 178V177H162ZM213 178H215V177H213ZM220 178H222L221 176H220ZM219 178V179H220ZM103 179V180H104ZM109 179V180H110ZM115 179V178H114ZM121 179V178H120ZM178 179H180V178H178ZM178 179H177V181H178ZM48 180V179H47ZM50 180V179H49ZM60 180V181H61ZM72 180H74V179H72ZM89 180H90V178H89ZM88 180V182H91V181H89ZM96 180H94L93 181V183L96 181ZM99 180V179H98ZM106 180L107 181H109L107 178H106ZM113 180V179H112ZM118 180H119V177H118ZM142 180V179H141ZM146 180V179H145ZM156 180V179H155ZM158 180V179H157ZM242 178H241V181H240V184L238 185V187H237V190L236 191H234L235 193H236V196H237V193L238 192H240V198H241V200H242V202L240 201V199L238 198V200L239 201H237V202H239V203H237V204H242L243 202H244V200L246 199V201L248 200V198H250L249 196H248V194H246L245 196H247V198L245 197V196H243V192H244V186H242L241 185V182H242ZM70 182H72L71 180H69ZM69 181H66L65 180V182H69ZM82 181H84V180H82ZM81 181V182H82ZM100 181V180H99ZM106 181V182H107ZM152 181H153V179H152ZM151 181V182H152ZM219 181V180H218ZM52 182H55V181H51V183ZM87 182V181H86ZM86 182H84V183H82V184H84L83 186H84V188H85V183ZM101 182L104 184V185H106V183L105 182H103L102 180H101ZM118 182H120V180L118 181ZM123 182V181H122ZM134 182V181H133ZM217 182V181H216ZM60 183V182H59ZM96 183V182H95ZM99 183V182H98ZM124 183V182H123ZM128 183V182H127ZM126 183V184H127ZM136 183V182H135ZM176 183V182H175ZM175 183H173V184H175ZM63 183H61L60 185H59V188L61 187V188H66V186H63L62 185ZM67 184V183H66ZM65 184V185H66ZM81 184V183H80ZM81 184V185H82ZM86 184H89V183H86ZM97 184V183H96ZM134 184V183H133ZM173 184L171 185V186H173ZM70 185V184H69ZM91 185V184H90ZM95 184H93V185H91V186H89V185H86V186H89V187H91V188H94L93 186H94ZM101 184L99 183V185H98V187L100 186ZM124 185V184H123ZM122 185V186H123ZM130 185H132V183L130 184ZM38 186H40V187H43L44 188V190L43 191H41V192H39L38 190L36 191L35 190V188L37 189L38 188ZM63 186V187H62ZM83 186H79L78 188H80V187H83ZM102 186V185H101ZM100 186V187H101ZM124 186H128V184L127 185H124ZM151 186V185H150ZM103 188H104V186H102ZM109 187V186H108ZM107 187V188H108ZM128 187H130V186H128ZM153 187L154 188H157V187H155L154 185H153ZM86 188H88V187H86ZM85 188V189H86ZM91 188H88L89 190L88 191H91L92 192V189ZM96 188V187H95ZM122 188V187H121ZM124 188H126V187H124ZM262 188V187H261ZM58 189V188H57ZM84 189V190H85ZM99 189V188H98ZM101 189V188H100ZM134 188H132V190H133ZM137 189H138V187H137ZM159 189V188H158ZM59 190H61V189H59ZM66 190H68V191H70L69 189H67L66 188ZM65 190V191H66ZM79 190V189H78ZM83 190V188H82V190H80V192H82V191H84ZM87 190V189H86ZM115 190V189H114ZM113 190V191H114ZM123 190H127V189H123ZM122 190V191H123ZM131 190V191H132ZM139 190V189H138ZM153 190V189H152ZM36 191V192H35ZM74 191H76V190H74ZM94 192H95V190H93ZM103 191V190H102ZM102 191H100V193L102 192ZM104 191H105V188H104ZM116 191V190H115ZM37 192H39V193H37ZM62 192V191H61ZM72 192V191H71ZM77 192V191H76ZM85 192V191H84ZM84 192L82 193V195L84 194ZM93 192V193H94ZM127 192H128V190H127ZM144 192V191H143ZM142 192V193H143ZM160 192V191H159ZM158 192V193H159ZM20 193H28V195L30 196L31 195V197H29V200H24V201H19L18 202V204H23V203H26V204H28V207L27 208H22V209H20L19 207H15V208H4L5 206H3V208H1V205H2V203H4V202H6V201H8L9 199H12L13 198V196L14 195H18V194H20ZM66 193H69L70 194V192H66ZM65 193V194H66ZM92 193V194H93ZM97 193V192H96ZM99 193V194H100ZM131 193V192H130ZM150 193V192H149ZM153 193V192H152ZM62 194V193H61ZM75 194V193H74ZM80 194V193H79ZM105 194H107L106 192L104 193V195ZM135 194H137V193H135ZM134 193L132 194V195H135ZM146 194V193H145ZM241 194H242V196H241ZM264 194V193H263ZM263 194H260L261 196H263L264 197V195ZM70 195H72V197H73V194H70ZM76 195V194H75ZM75 195H74V197H75ZM85 195H86V193H85ZM89 195H91V194H89ZM101 195V194H100ZM140 195H142V194H138V196L139 197H137V198H140ZM66 196V195H65ZM68 196V195H67ZM79 196V195H78ZM86 196H88V195H86ZM123 196V195H122ZM136 196V195H135ZM143 196V195H142ZM233 196V195H232ZM235 196V195H234ZM233 196V197H234ZM82 197H85V196H82ZM82 197H81V199H82ZM233 197H232V199H233ZM253 197V196H252ZM258 197H260L259 195H258ZM88 198V197H87ZM99 198V197H98ZM102 198V197H101ZM126 198V197H125ZM242 198H244V199H242ZM256 197H253V198H251V199H255ZM261 198V197H260ZM79 199V198H78ZM77 199V200H78ZM80 199V200H81ZM83 199H85V198H83ZM130 199V198H129ZM236 199V198H235ZM235 199H233L231 202H233ZM263 199V198H262ZM19 200V199H18ZM79 200V201H80ZM100 199H98V201H99ZM261 200V199H260ZM259 200V202H257L258 201V199L255 201H253V200H251V201H253L255 204H256V202L258 203V204H256V205H259V203L260 202H262V201H260ZM71 201V203H72V199L70 200ZM79 201H77V202H79ZM245 201V202H246ZM263 201H264V199H263ZM73 202H75V199L73 200ZM81 202V201H80ZM83 202V201H82ZM82 202H81V204H82ZM86 202V201H85ZM84 202V203H85ZM90 202V201H89ZM89 202H88V204H89ZM128 202V201H127ZM230 202V203H231ZM253 202H252V204H253ZM87 203V202H86ZM129 203V202H128ZM135 203V202H134ZM134 203H133V207H134ZM229 203V204H230ZM233 203H235V201L233 202ZM232 203V204H233ZM250 203V202H249ZM73 204H75V203H73ZM80 204V203H79ZM79 204H78V206H79ZM152 204V203H151ZM222 204V203H221ZM244 204L245 203H243L242 205L244 206ZM251 204V203H250ZM251 204V205H252ZM54 205V204H53ZM69 205H71V204H69ZM83 205V204H82ZM82 205L80 206L81 207V209H82ZM86 205V204H85ZM147 205H149V204H147ZM192 205V204H191ZM231 205V204H230ZM229 205V206H230ZM235 205V204H234ZM251 205L249 206V204H248V210L246 209V213L247 214H252V211L253 210H256L257 208L255 207H253V210H251L250 211V209L251 208H249V207H251ZM55 206V205H54ZM88 206V205H87ZM151 206V205H150ZM239 206V205H238ZM56 207V206H55ZM59 207V206H58ZM72 207V208H71ZM73 207H75V206H70V208H71V210H70V213L71 212H74V210H73ZM84 207V206H83ZM133 207H132V209H133ZM191 207V206H190ZM220 207H222V205L220 206ZM219 207V208H220ZM234 207H236V209H237V206H233V208ZM240 207H242V206H240ZM240 207H238V209H237V211H239V209L241 210V212H242V210L244 209L245 210V208H243L242 207V209L240 208ZM263 207V206H262ZM70 208H68V209H70ZM76 208V207H75ZM149 208V207H148ZM233 208L231 209V207H230V209L229 210H233ZM67 209V210H68ZM76 209H78V208H76ZM75 209V210H76ZM80 209V210H81ZM141 209V208H140ZM189 210H190V208H188ZM216 209H218V208H216ZM235 209V208H234ZM235 209V210H236ZM65 210H66V206H65ZM66 210V211H67ZM73 210V211H72ZM134 210H135V207H134ZM134 210L132 211H129L128 210V212H134ZM138 210V209H137ZM137 210H135V214H136V212H137ZM259 210V209H258ZM39 211H41V210H39ZM61 211V210H60ZM63 211V210H62ZM77 211V213H79L78 211L79 210H76ZM216 211V210H215ZM247 211H249V212H247ZM83 212V211H82ZM100 212V211H99ZM113 212H114V210H113ZM120 211H117V213H116V211L114 212L115 214H118ZM127 212V213H128ZM188 212H190V211H188ZM228 212H230V211H228ZM233 211H231V213H232ZM236 212V211H235ZM240 212V211H239ZM264 211H262L261 212V214H257L258 216L260 215V217L264 214L263 213ZM68 213V212H67ZM76 213V214H77ZM102 213H103V210H102ZM101 213V214H102ZM121 213V212H120ZM245 213V214H246ZM61 214V213H60ZM73 214V213H72ZM75 214V213H74ZM85 214V213H84ZM84 214H81L82 215V217L81 218H84V216L86 215H84ZM89 214H91L90 212H89ZM96 214V213H95ZM135 214H133V215H135ZM242 215L244 214V211H243V213H241ZM68 215V214H67ZM81 215H79V216H81ZM84 215V216H83ZM128 215V214H127ZM232 215V214H231ZM235 215V213L233 214V217L235 218V220L237 221V218H238V216H234ZM241 215V216H242ZM249 215H247V217L249 218ZM253 215H254V212H253V214L252 215H250L251 217H250V220H249V223H250V225H251V223H252V225L253 226H255L258 222H256V224H253V222H250L251 220L252 221H254L252 218H253ZM256 215V216H257ZM51 216V215H50ZM61 216V215H60ZM74 216V215H73ZM72 216V217H73ZM78 215H76V217H79ZM89 217H91L90 215H88ZM87 216V217H88ZM119 216H121V215H119ZM119 216H117V217H119ZM240 216V218H242ZM63 217V216H62ZM67 217V216H66ZM65 217V218H66ZM70 217V216H69ZM75 217V216H74ZM73 217V219L75 220V218ZM88 217V218H89ZM58 218V217H57ZM88 218H86L85 217V220L86 219H88ZM230 218V217H229ZM239 218V219H240ZM243 218H245V216L243 217ZM248 218H247V220H248ZM256 218H259V217H256ZM256 218H255V220H256ZM71 219V218H70ZM72 219V220H73ZM77 219H79V218H77ZM76 219V220H77ZM118 219V218H117ZM233 219V218H232ZM261 219V218H260ZM116 220V218H114V221ZM119 220V219H118ZM246 220V221H247ZM68 221V220H67ZM257 221V220H256ZM258 221H259V219H258ZM11 222H13V224H11ZM61 222V221H60ZM59 222V223H60ZM66 222V221H65ZM72 222V221H71ZM84 222V221H83ZM86 222H87V220H86ZM231 222H233L232 220H231ZM241 222V221H240ZM51 223H53V222H51ZM57 223V222H56ZM69 223H70V220H69ZM82 223V222H81ZM115 223H117V221H115L113 224H115ZM242 223V222H241ZM245 223V222H244ZM255 223V222H254ZM262 223H264V220L262 221ZM261 223V224H262ZM65 224V225H64ZM63 224V226L65 227L66 226V223H64ZM82 224H84V223H82ZM50 225V224H49ZM54 225H56L55 224V222H54ZM53 225V226H54ZM70 224H68V227L69 228H71V230H69V231H72V227L71 226H69ZM76 225V224H75ZM258 225V224H257ZM255 226V228H256V230H259L258 229V226ZM264 225V224H263ZM263 225H259V227L260 226H263ZM46 226V225H45ZM58 226V225H57ZM63 226H62V228H63ZM81 226V225H80ZM240 226V225H239ZM242 226V225H241ZM50 227V226H49ZM67 227V226H66ZM65 227V228H66ZM68 227H67V229H68ZM47 228V227H46ZM46 228H44V229H46ZM62 228H60V226H59V230L61 229V230H63ZM252 228H254V227H252ZM264 228V226L262 227V229ZM75 230H76V228H75ZM253 230H255V229H253ZM45 231V230H44ZM64 231V230H63ZM62 231V233H64ZM65 231H68V230H65ZM74 231V230H73ZM72 231V232H73ZM80 231V230H79ZM85 231V230H84ZM251 232H252V230H251ZM262 232V231H261ZM24 233H28V236L27 237H25V238H18V236L20 235V234H24ZM55 235H54V234ZM57 233V234H56ZM60 233V232H59ZM66 233V232H65ZM65 233L63 234V236H64V238H66V240L68 241V238L67 237H65L67 234H69V233H66V235H65ZM250 233V232H249ZM10 234L11 235H13V236H15V238L12 240V241H7V239H8V237L10 236ZM61 234V233H60ZM74 234V233H73ZM85 234H86V236H87V233L85 232ZM252 233H250L249 235L250 236H253V235H251ZM72 235V234H71ZM75 235V234H74ZM248 234H247V237L245 238V239H247L248 238V236H249ZM43 236V235H42ZM62 236V235H61ZM62 236V237H63ZM69 236V235H68ZM70 237V236H69ZM88 238H89V236H87ZM112 237H113V234H112ZM255 237H257V234H256V236ZM258 237H259V235H258ZM60 238V237H59ZM250 239H251V237H249ZM254 238V236L252 237V239ZM263 238V237H262ZM261 238V240H263ZM56 239H58V238H56ZM249 239V240H250ZM250 240V241H252L251 243H249V241L247 242V244H246V246L248 245V247L249 246H251V244L252 245H255V242L254 241H257V240H255V239H253V240ZM257 239V238H256ZM260 238H258V240H259ZM58 240H60V239H58ZM58 240H56V241H58ZM61 240H63V238H61ZM61 240L59 241L60 242V246L62 245L61 243H64L65 241L63 240V242H61ZM83 241H86V239L85 240H83ZM245 241V240H244ZM247 241V240H246ZM260 241V240H259ZM55 242V241H54ZM258 242V241H257ZM261 242L262 241H260V242H258V245H259V247H257V249L258 250H260V248L264 245V243L262 242V244H261ZM32 243H33V246H32ZM56 243V242H55ZM226 243V244H225ZM262 245L261 247H260V244ZM57 243H56V246L58 245ZM140 244V243H139ZM224 244L225 245H227V242H226V240L224 241ZM58 245V247H56L57 249L60 247ZM64 245V244H63ZM62 245V246H63ZM143 244H141L140 246L143 248L144 247V245L142 246ZM154 245V250H156L155 249V246H156V243L155 244H153ZM152 245V246H153ZM256 245H257V243H256ZM61 246V247H62ZM133 246H137V249H136V247H135V250L134 249H132L133 248ZM139 246V247H140ZM160 246V245H159ZM147 247V246H146ZM247 247V248H248ZM252 247V246H251ZM251 247H249V248H251ZM256 247H252L253 249H255ZM141 248V250H140V255H139V257L140 256H142V254H144L145 252L146 253H148L147 251H149V250H151V249H153V248H148L147 247V251L145 250V247H144V253H142L141 254V252H142V249ZM156 248H158V246L156 247ZM251 248V250H250V254H251V252H254L255 250V252L258 254V255H260L261 256V258L263 257L261 254H264V253H262L263 251H264V248H261L262 250H260V251H262L261 252V254L260 253H258V251H257V249H255V250H253ZM61 249V248H60ZM62 249H64V248H62ZM83 249H85V247L84 246H81L79 249H76L75 251H74V253H73V257H81V255L83 254ZM149 249V250H148ZM78 250V251H77ZM133 250V251H132ZM136 250H138L139 251V249H138V244L136 245V244H134V245H132L131 246V251L130 252H132V253H134V251H135V253H137L136 252ZM56 251V250H55ZM62 251H64V250H62ZM190 251V250H189ZM247 251H249V249L247 250ZM247 251H244V252H246V253H248L249 254V252H247ZM152 252V251H151ZM166 252H168L169 253V250L168 251H166ZM191 252V251H190ZM57 253V252H56ZM58 253H60V250H59V252ZM67 253V252H66ZM132 253H130V257L127 255V257L125 256V254H123L124 256H125V261H127L126 259L127 258H131V256L133 255ZM150 253V252H149ZM236 255H237V253H236V251L234 252ZM234 253H232V254H234ZM240 253V252H239ZM238 253V254H239ZM132 254V255H131ZM138 254L139 253H137V256H138ZM234 254V255H235ZM244 254L245 253H243V256H244ZM55 255V254H54ZM121 255V254H120ZM122 255V257H124ZM136 255V254H135ZM164 255H165V253H164ZM247 255V254H246ZM253 255H254V253H253ZM66 256V255H65ZM116 256H117V254H116ZM136 256V257H137ZM233 256V255H232ZM256 256V257H255ZM254 257L255 258H257L258 256L257 255H255ZM260 256H259V258H260ZM119 257H121V256H119ZM122 257H121V261H122ZM133 257V256H132ZM239 257V256H238ZM245 257V256H244ZM250 257H251V255H250ZM111 258H112V256H111ZM134 258V260H135V257H133ZM133 258H132V260H133ZM166 258H170V257H167L166 256ZM248 258H249V255H248ZM247 257H245V259L243 260L244 262H246V264H253V263H255V261H250V260H252L253 259V257H251L252 259H248ZM254 258V259H255ZM56 259V258H55ZM54 259V260H55ZM128 259V260H129ZM172 259V258H171ZM240 259V258H239ZM253 259V260H254ZM113 260L114 261H111V264H112V262H116L115 260H117L116 258L114 259L113 258ZM131 260V259H130ZM164 260V259H163ZM167 260L168 259H166V262H167ZM257 260V259H256ZM263 260V259H262ZM63 261V260H62ZM65 261V260H64ZM120 258H119V262L117 263V264H119L120 262ZM165 261V260H164ZM163 261V262H164ZM172 261V260H171ZM183 261V260H182ZM234 261H235V259H234ZM237 261V260H236ZM242 261V262H243ZM258 261H260L259 259H258ZM61 262V261H60ZM128 262V261H127ZM127 262H125V264L127 263ZM130 262V261H129ZM133 262V261H132ZM232 262V261H231ZM243 262V263H244ZM249 262H251V263H249ZM261 262V261H260ZM260 262H258L257 263V261H256V263L255 264H260ZM176 263V262H175ZM179 263H181V262H179ZM263 263H264V261H263ZM262 263V264H263ZM121 264V263H120ZM124 264V263H123ZM128 264V263H127ZM178 264V263H177ZM245 264V263H244Z\"/></svg>", "mask_w": 264, "mask_h": 264}]
</instances>
